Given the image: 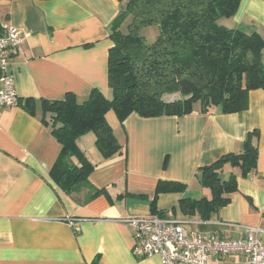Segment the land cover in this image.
<instances>
[{
	"label": "crops",
	"instance_id": "0c3cea01",
	"mask_svg": "<svg viewBox=\"0 0 264 264\" xmlns=\"http://www.w3.org/2000/svg\"><path fill=\"white\" fill-rule=\"evenodd\" d=\"M121 9L118 0H0V31L21 30L24 39L9 66L20 100L33 98L34 114L21 104L0 115V264H163L159 256L139 257L135 238L123 218L152 213L160 180L185 184L184 191L159 193L156 206L165 218L180 222L186 233L239 239L245 227L264 228V89L249 92L248 108L202 112L199 105L183 116L107 119L121 150L105 157L96 136L79 145L95 165L89 182L100 193L85 203L81 194L63 191L51 176L62 144L52 132L42 100H84L92 89L111 97L108 55L110 26ZM222 22L264 37V0H241L236 14ZM172 97V96H169ZM47 120V121H46ZM256 132L257 164L246 176L225 164L221 177H237L230 201L210 219L186 214L182 199H210L200 167L221 156L241 153ZM264 238V236H262ZM209 264H248L247 257L209 256Z\"/></svg>",
	"mask_w": 264,
	"mask_h": 264
},
{
	"label": "trees",
	"instance_id": "16d2710c",
	"mask_svg": "<svg viewBox=\"0 0 264 264\" xmlns=\"http://www.w3.org/2000/svg\"><path fill=\"white\" fill-rule=\"evenodd\" d=\"M118 1L121 9L110 26L111 97L94 88L84 100L72 92L63 99L42 100L52 132L62 144L51 176L68 194L86 190L83 199L77 198L78 203L100 193L89 182L95 165L79 145L80 138L93 132L105 157L121 150L107 119L109 111L113 110L120 120L132 113L142 117L183 116L193 112L197 104L202 112L220 108L223 113H238L248 108L251 90L264 89V37L222 22L236 14L241 0ZM151 26L158 30L152 42L143 34ZM19 104L35 113L33 98ZM254 134H248L241 153H227L199 168L197 177L211 189L212 197L182 199L184 213H199L206 220L229 203L227 195L237 190V177L231 174L223 180L221 171L230 164L240 167L242 176H246L255 168L258 149L253 144ZM185 188L180 182L160 180L151 203L152 213L162 216L156 206L159 193Z\"/></svg>",
	"mask_w": 264,
	"mask_h": 264
},
{
	"label": "built area",
	"instance_id": "2783aa9c",
	"mask_svg": "<svg viewBox=\"0 0 264 264\" xmlns=\"http://www.w3.org/2000/svg\"><path fill=\"white\" fill-rule=\"evenodd\" d=\"M20 29L5 26L0 31V115L5 107L19 105L14 76L9 66L22 44ZM134 233V251L139 257L159 256L163 264H209V256L243 254L248 264H264V228L246 226V235L234 239L217 235L186 233L173 219L151 213L123 218Z\"/></svg>",
	"mask_w": 264,
	"mask_h": 264
},
{
	"label": "rangeland",
	"instance_id": "374dc122",
	"mask_svg": "<svg viewBox=\"0 0 264 264\" xmlns=\"http://www.w3.org/2000/svg\"><path fill=\"white\" fill-rule=\"evenodd\" d=\"M143 34L147 36V38H148V40L150 42H152V41L155 40V38H156V36L158 34V30H157V28L155 26H151V27H148V28L144 29L143 30ZM87 134H91V132H89Z\"/></svg>",
	"mask_w": 264,
	"mask_h": 264
}]
</instances>
